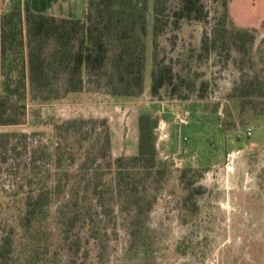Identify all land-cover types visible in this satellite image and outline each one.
<instances>
[{"label":"rangeland","instance_id":"obj_1","mask_svg":"<svg viewBox=\"0 0 264 264\" xmlns=\"http://www.w3.org/2000/svg\"><path fill=\"white\" fill-rule=\"evenodd\" d=\"M201 1L207 12L204 21L183 20L177 29L169 24L156 39L158 66L171 68L173 76L172 84L156 97L149 91L154 68L152 0L144 91L138 97H114L90 86L66 93L61 77L50 97L33 93L26 77L25 46L10 55L16 58L14 81L24 71L27 122L0 127V132L48 134V122L105 118L112 135L111 154L117 158L136 154L138 117L149 114L158 120L157 158L168 173L158 190L140 195L152 205L146 211L143 203L139 219L117 209L99 233H81L75 259L68 249L70 241L62 240L50 218L31 232L12 233L14 244L6 264H264V116L255 117L264 107V37L259 31L253 43L245 41L238 51L230 33L228 45L217 40L215 49L203 50L205 34L218 38L221 12L220 0ZM22 2L2 0L0 15ZM85 7L84 0H63L47 8L45 15L83 20ZM226 27L231 28L229 22ZM241 95L250 100L249 107L241 108ZM182 118L187 125L180 124ZM249 127L253 131L248 138ZM8 168L0 167V192L13 172ZM197 187L202 194L194 193ZM16 213L13 205L0 206V225L14 224Z\"/></svg>","mask_w":264,"mask_h":264},{"label":"trees","instance_id":"obj_2","mask_svg":"<svg viewBox=\"0 0 264 264\" xmlns=\"http://www.w3.org/2000/svg\"><path fill=\"white\" fill-rule=\"evenodd\" d=\"M173 1L176 7L171 8ZM148 4L149 0H86L81 20L34 12L30 0H23L1 14L0 127L27 122L24 71L14 81L16 58H9L18 47L26 48V77L33 93L50 97L57 92L55 84L61 77L66 93L90 86L114 97L140 96L144 91ZM219 6L218 38L205 34L202 49H215L217 40L227 44L230 33L238 51L245 41L253 43L259 31L234 26L228 0H220ZM152 16L154 68L149 91L156 97L173 81L171 68L158 66L157 37L169 24L177 29L183 20L204 21L207 12L201 0H152ZM241 97V108L249 107L250 100ZM263 114L264 107L255 117ZM137 123L136 154L117 158L111 154L112 135L105 118L48 122V134L0 132V167L13 170L6 190L0 192V206L13 205L18 215L14 224L0 225L1 263L10 258L12 233L17 229L31 232L51 218L50 224L62 240L70 241L68 249L75 259L81 249V233H99L117 209L127 211L134 220L143 213V203H147L146 211L150 209L152 200L145 202L140 195L158 190L168 169L157 158L158 120L142 114ZM186 171L180 175L182 184ZM194 193L202 194V188L197 187Z\"/></svg>","mask_w":264,"mask_h":264},{"label":"crops","instance_id":"obj_3","mask_svg":"<svg viewBox=\"0 0 264 264\" xmlns=\"http://www.w3.org/2000/svg\"><path fill=\"white\" fill-rule=\"evenodd\" d=\"M62 1L63 0H30V7L34 12L46 14L47 8L52 5L55 8L56 5H59ZM84 2H86V0H84ZM1 6L2 0H0V9ZM228 14L234 26L238 28L257 29L260 31L259 35L264 37V29L261 28L264 23V0H228ZM263 116L264 114L259 116L257 120Z\"/></svg>","mask_w":264,"mask_h":264},{"label":"built area","instance_id":"obj_4","mask_svg":"<svg viewBox=\"0 0 264 264\" xmlns=\"http://www.w3.org/2000/svg\"><path fill=\"white\" fill-rule=\"evenodd\" d=\"M179 122H180L181 125H187V123H188L187 120L186 119H183V118L180 119ZM252 131H253L252 128H250V127L247 128L246 131H245L246 137H250L251 134H252ZM175 165L176 166H179L180 164H179V162L176 161L175 162Z\"/></svg>","mask_w":264,"mask_h":264}]
</instances>
